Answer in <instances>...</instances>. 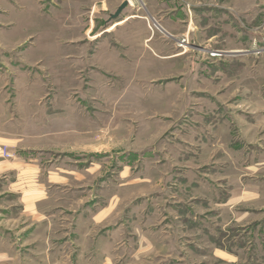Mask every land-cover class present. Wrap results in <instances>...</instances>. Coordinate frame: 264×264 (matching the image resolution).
<instances>
[{"label": "rangeland", "instance_id": "rangeland-1", "mask_svg": "<svg viewBox=\"0 0 264 264\" xmlns=\"http://www.w3.org/2000/svg\"><path fill=\"white\" fill-rule=\"evenodd\" d=\"M124 1L0 0L18 144L0 160L22 165L0 175V264L48 263L24 212L34 182L52 186L54 255L76 249L65 221L108 210L113 264H264V0H130L104 34ZM105 43L114 62L92 57Z\"/></svg>", "mask_w": 264, "mask_h": 264}, {"label": "crops", "instance_id": "crops-1", "mask_svg": "<svg viewBox=\"0 0 264 264\" xmlns=\"http://www.w3.org/2000/svg\"><path fill=\"white\" fill-rule=\"evenodd\" d=\"M129 5L132 6V4H129ZM123 12L121 13V15L124 14L121 17V21L113 24L110 28L104 30L103 31L104 34L109 35V34L119 31V29L121 30L122 27H124L127 23H129L130 20H133V18H135L134 15H131L130 13H127V12L125 13ZM99 36L100 34H97L94 38H100ZM99 46H102V47H98V45H96L95 49L98 51H96V53H94V55L92 56L96 60H100V58L102 57V59H105L106 62L109 63V62H114V60L117 59L115 52L112 50L114 48H112L110 51L109 44L105 43ZM131 46L132 44H130V47ZM99 48L101 50L100 52H99ZM4 107H7V103L4 100H2V96L0 95V114L3 113ZM0 126H1V120H0ZM4 144L9 145L11 148L18 145L15 141L11 139H7V137L4 138V136L2 135V126H1L0 127V145H4ZM0 158H2L1 155H0ZM18 159H21V158H18ZM18 159L13 160V161H1L0 160V175L5 174V173H10L13 171L20 172V170H22L21 169L22 165L20 164L21 162ZM33 173H34V176H36L35 175L36 171H33ZM59 173L50 172L49 180H48L49 184H55V183L61 182ZM61 174H68V173L66 171L65 173L61 171ZM34 183L35 184H33L32 186L30 185L27 187L29 190L28 192L25 191L26 194L28 193V195L30 196L33 192L35 196L32 198V200L29 199L30 201L24 202V212L27 216V220L32 222V225L34 227H36L37 229H39L40 227H43L49 235L48 236L46 233V238H44V242L47 243V248L45 252L36 257L38 258L42 257V259H46L48 262L47 264H52L51 259H54L55 257L60 259V260H57L59 261L58 264H113L114 259H115V250H114L115 242L113 241V237L110 235L104 234V233L99 234L100 228L104 226L105 224L104 218L107 216L108 210L101 212L100 214H98L97 212L93 214L89 219L84 218L83 215L81 214L82 212L79 211L76 216V221H74L75 223L68 224L67 221H65L66 225L69 226L70 228L72 227L73 229V236L76 238L75 245H74L76 249L72 252L68 250L66 246L65 247L61 246L60 248H62V251L61 249H59L58 250L59 252L57 253V255H54V252L56 250L52 249V246H51V240H52L51 234L55 235V233L53 232V229H54V224L56 223V219H54V216L48 214L47 212L42 211V202L47 201L49 199V190L51 189L52 186L49 185V187H47L46 185L42 186L41 184H36V182ZM25 192L22 191L21 194H23L24 196ZM36 228L32 229L30 233H33V232L37 233L40 231V230H37ZM64 228L66 227L64 226ZM66 231L67 230L64 231L62 229V232H64L65 235L63 239L61 240V242L65 243V245L68 244L67 236L69 234V233H65ZM106 240L108 242L107 249L102 251L99 248V242H103ZM111 241H113V243ZM98 258H101L102 262H98L99 260L96 262Z\"/></svg>", "mask_w": 264, "mask_h": 264}, {"label": "water", "instance_id": "water-1", "mask_svg": "<svg viewBox=\"0 0 264 264\" xmlns=\"http://www.w3.org/2000/svg\"><path fill=\"white\" fill-rule=\"evenodd\" d=\"M130 4L129 0H125L121 6L118 8V10L116 11V13L114 15L111 16V20L118 18L121 13L123 12V10Z\"/></svg>", "mask_w": 264, "mask_h": 264}, {"label": "built area", "instance_id": "built-area-1", "mask_svg": "<svg viewBox=\"0 0 264 264\" xmlns=\"http://www.w3.org/2000/svg\"><path fill=\"white\" fill-rule=\"evenodd\" d=\"M1 151H2V153H3V155H4L5 157H7V158L10 157L9 153H8L6 150H5V151L1 150Z\"/></svg>", "mask_w": 264, "mask_h": 264}, {"label": "bare ground", "instance_id": "bare-ground-1", "mask_svg": "<svg viewBox=\"0 0 264 264\" xmlns=\"http://www.w3.org/2000/svg\"><path fill=\"white\" fill-rule=\"evenodd\" d=\"M130 4H132V1H130ZM154 48V47H153ZM155 52V51H154Z\"/></svg>", "mask_w": 264, "mask_h": 264}]
</instances>
